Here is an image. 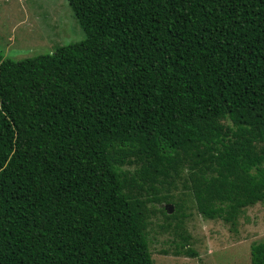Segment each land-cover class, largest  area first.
<instances>
[{
	"label": "trees",
	"instance_id": "trees-1",
	"mask_svg": "<svg viewBox=\"0 0 264 264\" xmlns=\"http://www.w3.org/2000/svg\"><path fill=\"white\" fill-rule=\"evenodd\" d=\"M67 2L82 40L0 51V264H153L154 216L195 255L186 197L264 201V0Z\"/></svg>",
	"mask_w": 264,
	"mask_h": 264
},
{
	"label": "rangeland",
	"instance_id": "rangeland-1",
	"mask_svg": "<svg viewBox=\"0 0 264 264\" xmlns=\"http://www.w3.org/2000/svg\"><path fill=\"white\" fill-rule=\"evenodd\" d=\"M84 32L67 0H0V51L3 58L22 59L80 41ZM172 192H186L181 183ZM190 197V196H189ZM188 199V200H187ZM184 226L193 256L176 254L174 229H162L161 216L148 227L153 264H249L250 245L264 239V201L245 207L234 225L203 218L185 198ZM171 206V213L174 212ZM174 223H172L173 225ZM174 226V225H173Z\"/></svg>",
	"mask_w": 264,
	"mask_h": 264
},
{
	"label": "water",
	"instance_id": "water-1",
	"mask_svg": "<svg viewBox=\"0 0 264 264\" xmlns=\"http://www.w3.org/2000/svg\"><path fill=\"white\" fill-rule=\"evenodd\" d=\"M169 212H171V207H170V209H169Z\"/></svg>",
	"mask_w": 264,
	"mask_h": 264
}]
</instances>
